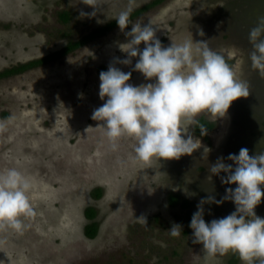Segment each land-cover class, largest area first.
<instances>
[{
  "label": "rangeland",
  "instance_id": "1",
  "mask_svg": "<svg viewBox=\"0 0 264 264\" xmlns=\"http://www.w3.org/2000/svg\"><path fill=\"white\" fill-rule=\"evenodd\" d=\"M150 1L100 0L95 16L82 17L81 12L94 10L83 0H0V71L58 51L120 11ZM65 12L69 18L64 22ZM260 16L264 0H163L131 19L154 25L164 47L191 38L208 40L210 48L230 60L237 78L250 85V95L234 100L225 117H197L215 126L206 139L189 126L201 147L179 159L136 160L130 138L112 151L101 122L92 119L106 100L99 96V74L109 65L131 72L128 83L135 86L154 82L134 70L138 57L128 65L119 62L127 58L121 45L130 39L125 33L131 24L0 78V120L13 117L0 134V171L17 168L31 179L29 196L37 211L23 234L0 231V264H231V252L209 260L203 245L193 243L189 224L202 199L219 200L226 188L237 186L222 183L223 172L210 173L218 158L231 164L228 155L243 147L249 155L264 152V77L252 67L248 39ZM144 46L142 42L139 48ZM171 195L179 197L174 205ZM184 200L189 206L181 205ZM89 207L99 224L93 238L85 233ZM203 208L210 222L231 214L235 204L225 200ZM255 212L264 218V196ZM141 216L147 226L138 220ZM173 223L183 226L178 238L169 235ZM235 264H241L240 258Z\"/></svg>",
  "mask_w": 264,
  "mask_h": 264
},
{
  "label": "clouds",
  "instance_id": "2",
  "mask_svg": "<svg viewBox=\"0 0 264 264\" xmlns=\"http://www.w3.org/2000/svg\"><path fill=\"white\" fill-rule=\"evenodd\" d=\"M83 3L94 10L81 12L82 17L95 16L102 5L100 0ZM132 11L129 7L115 17L121 31L132 25L125 33L130 39L121 45L127 58L119 62L128 65L138 57L134 70L154 82L135 86L128 83L131 72L109 65L99 74V96L106 100L94 110L92 119L101 122L98 126L112 151H118L121 141L130 138L135 141L134 159L146 164L191 155L201 143L190 134L189 126L196 125L202 113L213 115L215 120L225 117L234 100L250 95V85L237 78L233 66L210 48L208 40L194 42L191 38L164 47L156 36L157 28L151 23H133ZM199 35H204L202 30ZM248 39L252 67L264 77V16L258 17ZM142 42L143 50L139 48ZM12 119L0 120V134L7 131ZM227 160L233 163L218 158L210 173L223 172L227 175L221 177V182L237 186L226 188L219 200L209 196L200 201L189 224L193 243L203 245L209 260L231 252L239 255L241 264H264V218L255 212L264 196V152L249 155V149L243 147L238 154H229ZM31 188V179L17 168L0 171V231L11 229L23 234L30 226L26 221L37 215L29 196ZM225 200L235 204V211L206 222L203 205H219ZM138 220L147 226L146 217ZM182 227L173 223L169 235L180 237Z\"/></svg>",
  "mask_w": 264,
  "mask_h": 264
},
{
  "label": "trees",
  "instance_id": "3",
  "mask_svg": "<svg viewBox=\"0 0 264 264\" xmlns=\"http://www.w3.org/2000/svg\"><path fill=\"white\" fill-rule=\"evenodd\" d=\"M162 1L163 0H152L149 3L139 7L138 9L131 12L130 19H132L135 16L139 15L140 13L148 10L149 8L161 3ZM68 18H69V14L67 12L61 13L62 21L65 22L68 20ZM117 25L118 24H117L116 19L111 20V21L107 22L106 24H104L103 26L92 30L90 33L84 35L80 39L74 40V41H69L64 47H62L58 51L50 53L47 56H44V57H41L38 59H34V60L19 64L16 66H12V67H9V68H6V69L0 71V78L7 77V76L17 74V73H21V72H23L29 68H32L34 66H37V65H40L43 63H46V62L53 60L55 58L61 57L65 54L75 50L76 48L80 47L81 45L93 40L94 38L105 34L108 30H110L111 28H113ZM225 60L228 64H230V60H228L226 58H225ZM197 119H198V123L193 126V131L197 136L206 139L208 137L207 133L210 130H212L215 125L213 122L206 120L204 117H199ZM203 130H205V131L203 132ZM94 195L96 197H99L101 195V190L99 188L96 189L94 191ZM169 201H170L171 205H174L179 201V197L177 195H171ZM181 205L183 207H187V206H189V202L184 200V201H182ZM95 215H96V211L94 208L89 207L86 210V216L90 220V222L85 227V233L88 237H92V238L96 236V234L98 232V226H99L98 222L93 220ZM238 258H239V255L234 253L232 255V257L230 258L232 261L231 264H235L237 262Z\"/></svg>",
  "mask_w": 264,
  "mask_h": 264
}]
</instances>
